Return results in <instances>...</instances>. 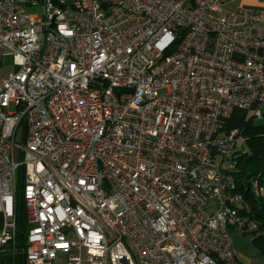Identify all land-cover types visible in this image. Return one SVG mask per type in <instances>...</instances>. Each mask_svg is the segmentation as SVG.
<instances>
[{"label":"built area","instance_id":"obj_1","mask_svg":"<svg viewBox=\"0 0 264 264\" xmlns=\"http://www.w3.org/2000/svg\"><path fill=\"white\" fill-rule=\"evenodd\" d=\"M228 1L0 0V252L22 169L25 264H243L229 228L258 222L224 120L262 116L263 11Z\"/></svg>","mask_w":264,"mask_h":264},{"label":"trees","instance_id":"obj_2","mask_svg":"<svg viewBox=\"0 0 264 264\" xmlns=\"http://www.w3.org/2000/svg\"><path fill=\"white\" fill-rule=\"evenodd\" d=\"M240 128L246 138L244 146L248 152L239 158L240 171L235 175L245 197L244 206L241 214L249 220L254 219L258 222L255 229L250 230L256 236L252 239L254 246L264 254V197H256L250 187L251 181L258 179L264 181V112L259 119H254L246 110L235 109L231 115L224 120V129ZM259 166L252 173L244 177V169L247 166ZM23 181V171L19 170L17 175V201H16V220L18 225L17 243L14 251L12 244L0 252V264H25L24 247L26 245V208L21 196V183Z\"/></svg>","mask_w":264,"mask_h":264},{"label":"rangeland","instance_id":"obj_3","mask_svg":"<svg viewBox=\"0 0 264 264\" xmlns=\"http://www.w3.org/2000/svg\"><path fill=\"white\" fill-rule=\"evenodd\" d=\"M25 11L27 14L36 15L37 17H42V14H43V9H42L41 5L26 6ZM0 61H1L0 62V76L5 75L8 72L13 71V69H14L13 63H12L13 58H12L11 54H8V52H5V54L0 57ZM14 110H15L14 105H10L9 111L13 112ZM261 111L264 112V104L261 106ZM254 119L256 121L257 118H254ZM15 141L19 144H22V141H23V122H21V124L17 128ZM258 167L259 166H255V165L247 166L244 169V177L248 176L250 173H252L254 171V169H257ZM209 206H210V208L213 209L215 207V202L210 201ZM229 233L232 234L231 238L233 240L234 248H256L252 242V239L254 238V236H256L255 233H253L251 231L238 230V229L233 228V227L229 228ZM133 254H134L135 258L137 259L134 251H133ZM63 262L64 261H61L60 263L56 262L55 264H62Z\"/></svg>","mask_w":264,"mask_h":264},{"label":"crops","instance_id":"obj_4","mask_svg":"<svg viewBox=\"0 0 264 264\" xmlns=\"http://www.w3.org/2000/svg\"><path fill=\"white\" fill-rule=\"evenodd\" d=\"M227 6L232 9L245 7V8H255L262 10L263 18L260 22L255 24L253 28V33L264 35V0H229ZM3 223H4V215L0 211V235L3 228ZM231 235L232 234H230V237ZM232 245H233V240H232ZM234 250L236 252L237 259L243 264H264V254H262L257 248H234Z\"/></svg>","mask_w":264,"mask_h":264},{"label":"water","instance_id":"obj_5","mask_svg":"<svg viewBox=\"0 0 264 264\" xmlns=\"http://www.w3.org/2000/svg\"><path fill=\"white\" fill-rule=\"evenodd\" d=\"M54 3H57L56 1H54ZM104 5V4H103ZM122 90H125V89H123V88H116V92H120V91H122ZM131 90V89H130Z\"/></svg>","mask_w":264,"mask_h":264},{"label":"bare ground","instance_id":"obj_6","mask_svg":"<svg viewBox=\"0 0 264 264\" xmlns=\"http://www.w3.org/2000/svg\"><path fill=\"white\" fill-rule=\"evenodd\" d=\"M248 112V111H247ZM248 113H250V112H248ZM251 115V114H250Z\"/></svg>","mask_w":264,"mask_h":264}]
</instances>
